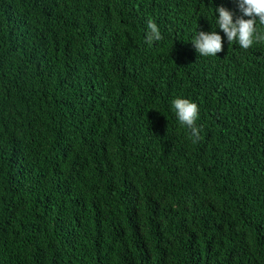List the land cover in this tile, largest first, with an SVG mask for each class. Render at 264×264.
Instances as JSON below:
<instances>
[{"label":"trees","instance_id":"16d2710c","mask_svg":"<svg viewBox=\"0 0 264 264\" xmlns=\"http://www.w3.org/2000/svg\"><path fill=\"white\" fill-rule=\"evenodd\" d=\"M219 6L0 0V264H264V41L199 56Z\"/></svg>","mask_w":264,"mask_h":264},{"label":"clouds","instance_id":"9594fccd","mask_svg":"<svg viewBox=\"0 0 264 264\" xmlns=\"http://www.w3.org/2000/svg\"><path fill=\"white\" fill-rule=\"evenodd\" d=\"M235 3L241 15L234 17V13L223 6L211 8L213 30L196 31L195 28L192 31L188 41L192 42L199 56L217 57V53L223 50L222 37L214 30L216 27L222 30L228 44H237L245 50L254 43L264 41V0H235ZM161 39L159 26L149 20L144 36L145 43L153 44ZM171 108L179 125L189 130L191 143H198L201 140V129L196 124L200 114L198 104L189 98L177 96L172 99Z\"/></svg>","mask_w":264,"mask_h":264},{"label":"bare ground","instance_id":"6f19581e","mask_svg":"<svg viewBox=\"0 0 264 264\" xmlns=\"http://www.w3.org/2000/svg\"><path fill=\"white\" fill-rule=\"evenodd\" d=\"M232 252V251H231ZM239 261V260H238Z\"/></svg>","mask_w":264,"mask_h":264}]
</instances>
